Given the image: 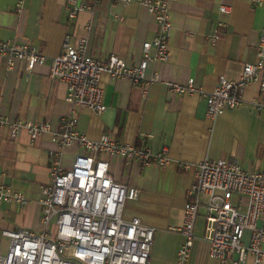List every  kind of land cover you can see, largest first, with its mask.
I'll use <instances>...</instances> for the list:
<instances>
[{
  "label": "crops",
  "instance_id": "0c3cea01",
  "mask_svg": "<svg viewBox=\"0 0 264 264\" xmlns=\"http://www.w3.org/2000/svg\"><path fill=\"white\" fill-rule=\"evenodd\" d=\"M63 2L0 0V38L27 42L45 55L43 63L28 69L24 60L14 59L9 65L0 54V113L10 120L45 121L57 130L61 118L74 109L77 129L89 138L108 131L129 145L137 144L139 134L146 133L151 135L146 145L152 151L168 148L165 166L102 157L108 160L115 180L140 190L136 200L125 202L121 215L125 219L138 217L155 228L149 264H177L176 252L184 236L174 228L183 222L184 198L194 181L197 162L225 159L237 161L243 168L264 169V114L257 113L252 103L264 102V90L256 84L247 86L240 105L211 119L204 98L197 93L175 94L166 81L184 84L192 78L197 88L209 92L221 75L238 78L244 62L257 60L264 8L247 0H174L169 10L168 59L166 63L149 61L145 66V76L157 72L159 80L151 83L144 95L128 79L112 80L102 73L106 108L96 114L86 107L72 109L65 83L49 77L51 58L59 54L64 36L69 34L71 43L77 36L85 37L93 57L116 54L134 64L141 58L142 42L155 36L157 23L136 0H99L92 12L80 11L75 18L68 17ZM221 5L230 6V12L221 13ZM220 22V35L211 43L207 36ZM78 153L86 151L75 143L61 147L48 132L31 140L24 129L11 139L8 130L0 128V185L24 192L28 199L25 205L0 203V231L40 230L39 201L42 187L49 183L51 163L58 160L61 168L70 169ZM180 164H188V168ZM203 211L201 207L194 225L188 264H220L210 256L203 236ZM7 246L8 240L0 235L2 253ZM245 264L253 263L249 258Z\"/></svg>",
  "mask_w": 264,
  "mask_h": 264
},
{
  "label": "built area",
  "instance_id": "2783aa9c",
  "mask_svg": "<svg viewBox=\"0 0 264 264\" xmlns=\"http://www.w3.org/2000/svg\"><path fill=\"white\" fill-rule=\"evenodd\" d=\"M95 2L64 0L68 17L80 11L94 10ZM127 3L131 0H117ZM154 15L157 31L151 40L142 42L141 58L127 63L116 54L96 58L88 53L87 39L77 36L71 43L66 34L59 54L52 56L49 77L64 82L66 100L72 106L86 107L101 114L103 103L101 74L112 80L126 78L139 86L143 94L158 79L154 72L145 76L149 61L166 63L169 56L168 39L172 25L170 4L174 0H136ZM264 8V0H247ZM21 1L17 4V10ZM221 13H229L230 6L221 5ZM222 23L207 36L211 43L220 35ZM0 54L8 64L22 59L28 69L45 61V55L27 42L0 38ZM256 84L264 90V21L257 42V60L244 62L236 79L221 75L217 83L204 92L194 85L192 78L184 84L167 82L169 90L178 95L197 93L206 101V115L215 118L242 102L244 89ZM254 109L264 114V102L254 100ZM77 114L73 109L61 118L59 128L51 129L45 121L10 120L0 113V128H6L14 139L26 130L31 140L48 132L61 147L77 144L86 153H78L70 169L61 168L53 160L49 183L42 187L40 203L41 229L2 228L0 235L8 240L7 250H0V264H149L155 228L145 225L138 217L125 219L122 214L128 200H136L140 190L114 179L109 162L103 155L119 156L146 166L155 163L165 166L169 161L168 148L154 152L146 145L150 134L142 133L137 144L124 143L111 132L104 131L96 139L77 129ZM184 169L188 164H180ZM202 197L205 199L202 200ZM234 198L236 202H234ZM183 206V222L174 228L184 236L176 252L177 264H188L194 241V225L199 209H204V239L209 254L220 264H253L264 260V169L243 168L237 161L203 158L196 164L192 185L187 189ZM28 203L24 192L0 185V203ZM248 238L245 240V232Z\"/></svg>",
  "mask_w": 264,
  "mask_h": 264
}]
</instances>
